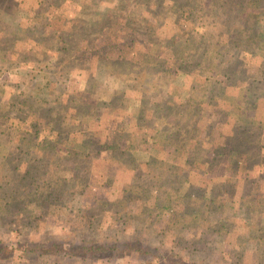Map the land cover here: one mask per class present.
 Listing matches in <instances>:
<instances>
[{
	"label": "rangeland",
	"instance_id": "rangeland-1",
	"mask_svg": "<svg viewBox=\"0 0 264 264\" xmlns=\"http://www.w3.org/2000/svg\"><path fill=\"white\" fill-rule=\"evenodd\" d=\"M0 244L264 264V0H0Z\"/></svg>",
	"mask_w": 264,
	"mask_h": 264
},
{
	"label": "trees",
	"instance_id": "trees-1",
	"mask_svg": "<svg viewBox=\"0 0 264 264\" xmlns=\"http://www.w3.org/2000/svg\"><path fill=\"white\" fill-rule=\"evenodd\" d=\"M236 4L238 5L239 2L236 1ZM199 207L197 208V210L194 211L195 215L198 214L197 211L200 209ZM61 244L62 243H59L57 241L51 242L50 245L52 247V251L53 252H63L64 254L68 253L69 250L66 251L65 248L63 249ZM38 245H39V248H40L39 249V253H42L44 248H45V247H42V246H44V244L43 243H39ZM77 246L78 247H77V250L75 251V253L77 252L79 254H82L85 251H89L92 254V256H95V257H99L98 252H101L102 253L101 255H103L104 252H106L108 250H111V247H106L105 244H102V243H92V244H89V245L85 244V243H83V244L81 243L80 245H77ZM108 248H110V249H108ZM10 253H11V249H8L5 246H2L0 244V257L1 258L5 257L6 255L7 256L10 255ZM177 262H178V260L172 261L173 264H175V263L177 264ZM183 264H184V262H183Z\"/></svg>",
	"mask_w": 264,
	"mask_h": 264
}]
</instances>
